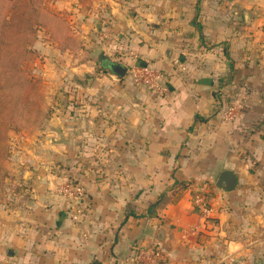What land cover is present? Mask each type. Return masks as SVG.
<instances>
[{
    "label": "crops",
    "instance_id": "0c3cea01",
    "mask_svg": "<svg viewBox=\"0 0 264 264\" xmlns=\"http://www.w3.org/2000/svg\"><path fill=\"white\" fill-rule=\"evenodd\" d=\"M131 9L107 15L103 59L162 71L167 95L101 71L69 90L75 102L53 97L41 137L18 157L0 264H130L153 244L166 264H264V0H136ZM232 100L242 114L223 123L217 110ZM224 172L236 177L232 190L218 186ZM65 178L85 188L80 222L58 196ZM190 186L209 188L213 217L193 210Z\"/></svg>",
    "mask_w": 264,
    "mask_h": 264
},
{
    "label": "rangeland",
    "instance_id": "374dc122",
    "mask_svg": "<svg viewBox=\"0 0 264 264\" xmlns=\"http://www.w3.org/2000/svg\"><path fill=\"white\" fill-rule=\"evenodd\" d=\"M13 1L0 38V223L4 210H16L18 157L41 137L53 97L75 102L69 96L76 87L111 72L109 64L118 59H103L101 26L116 14L114 7L130 10L136 0Z\"/></svg>",
    "mask_w": 264,
    "mask_h": 264
},
{
    "label": "built area",
    "instance_id": "2783aa9c",
    "mask_svg": "<svg viewBox=\"0 0 264 264\" xmlns=\"http://www.w3.org/2000/svg\"><path fill=\"white\" fill-rule=\"evenodd\" d=\"M127 74L137 87L161 97L168 93L166 75L156 68L133 65L127 69ZM242 111L243 105L237 100H232L218 109L216 116L223 123H231L241 116ZM191 189L193 210L203 218L213 217L215 209L211 204L209 188L193 187ZM57 193L66 201L72 220L80 222L86 215L88 205L84 186L73 178H65L59 185ZM130 264H166L164 250L157 244L139 246L130 259Z\"/></svg>",
    "mask_w": 264,
    "mask_h": 264
},
{
    "label": "water",
    "instance_id": "95a60500",
    "mask_svg": "<svg viewBox=\"0 0 264 264\" xmlns=\"http://www.w3.org/2000/svg\"><path fill=\"white\" fill-rule=\"evenodd\" d=\"M109 68L118 77H125L127 74V68L123 67L119 63H110ZM236 183H237V180L233 173L224 172L218 181V186L222 188L223 190L229 191L235 187ZM161 232H162V229L160 233ZM157 241L163 245H168L166 240L158 239ZM94 264H98V263H94Z\"/></svg>",
    "mask_w": 264,
    "mask_h": 264
},
{
    "label": "trees",
    "instance_id": "16d2710c",
    "mask_svg": "<svg viewBox=\"0 0 264 264\" xmlns=\"http://www.w3.org/2000/svg\"><path fill=\"white\" fill-rule=\"evenodd\" d=\"M13 3H14L13 0H0V38H2V36L4 35L5 27L8 26V24H10L11 18L8 17V15L6 14V11L8 10L9 6L12 5ZM198 3H197V13H196V16H195V18H194L192 23L195 26V28L198 30V32L202 35L203 26L198 21V14H199ZM226 55L228 56V54H226ZM20 73L21 72H19V74ZM160 203L161 202L159 201V202L153 204L152 207H156Z\"/></svg>",
    "mask_w": 264,
    "mask_h": 264
}]
</instances>
